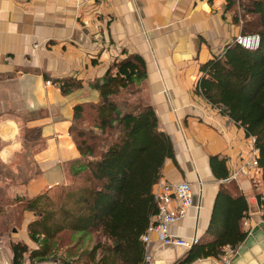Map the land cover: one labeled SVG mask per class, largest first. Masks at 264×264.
<instances>
[{"label":"crops","instance_id":"crops-1","mask_svg":"<svg viewBox=\"0 0 264 264\" xmlns=\"http://www.w3.org/2000/svg\"><path fill=\"white\" fill-rule=\"evenodd\" d=\"M80 2L0 0V113L24 117L25 129L35 134L37 176L25 186L27 197L71 184L72 168L81 160L69 133L74 106L96 103L99 96L92 82L115 59L136 53L145 61L147 76L134 91L115 97L129 107L153 108L159 128L169 134L174 148L160 180L188 181L194 191V205L169 226L170 234L205 237L224 182L210 167V157L216 155L225 159L227 179H233L248 200L244 218L248 226L243 225L248 233L221 257L199 258L190 264H224L225 259L229 264H264V209L255 196H264V181L259 169H240L258 151L243 128L196 90L201 65L222 54L242 32L237 2L99 0L82 8ZM62 78L80 81L81 87L64 93L57 81ZM257 102L264 106V94ZM187 251L160 245L152 234L145 258L149 264H176ZM11 258L10 248L0 247V264H12Z\"/></svg>","mask_w":264,"mask_h":264},{"label":"trees","instance_id":"trees-1","mask_svg":"<svg viewBox=\"0 0 264 264\" xmlns=\"http://www.w3.org/2000/svg\"><path fill=\"white\" fill-rule=\"evenodd\" d=\"M242 16V33H258L260 45L248 50L236 43L200 67L196 90L222 115L253 138L257 164L264 181V0H233ZM230 7V1H228ZM248 16V17H247ZM147 72L136 53L115 59L91 86L98 101L74 106L69 133L81 160L72 168V182L57 196L46 190L16 202L34 218L27 227L31 247L11 240L12 264L54 261L59 264H142L145 245L141 236L157 213L154 186L165 160L173 158L168 133L159 128L149 105L128 107L115 96L132 92ZM62 92L81 87L73 78L57 80ZM216 178L226 180L225 159L210 157ZM264 209V196L256 194ZM249 204L233 179L220 183L205 237L198 240L176 264L199 258H219L234 249L248 231L243 220ZM264 219V213H263ZM68 241L61 243L62 234Z\"/></svg>","mask_w":264,"mask_h":264},{"label":"rangeland","instance_id":"rangeland-1","mask_svg":"<svg viewBox=\"0 0 264 264\" xmlns=\"http://www.w3.org/2000/svg\"><path fill=\"white\" fill-rule=\"evenodd\" d=\"M123 102L122 98H118ZM129 107V106H128ZM8 120L10 123L6 122ZM34 131L24 127L23 119L15 112L0 113V247L6 248L11 240L30 242L27 223L34 218L32 212L23 213L16 202L27 198L24 192L29 181L37 176L34 159ZM60 188L51 194L57 196ZM61 243L68 241L62 234Z\"/></svg>","mask_w":264,"mask_h":264},{"label":"built area","instance_id":"built-area-1","mask_svg":"<svg viewBox=\"0 0 264 264\" xmlns=\"http://www.w3.org/2000/svg\"><path fill=\"white\" fill-rule=\"evenodd\" d=\"M99 0H81L80 7L84 5H95ZM233 42L248 50H255L260 45V35L258 33H239ZM253 139V138H252ZM254 140V139H253ZM257 156L255 155L247 163L240 166L241 171L247 168L258 169ZM239 169V171H240ZM154 194L157 202V213L152 218L146 232L141 236L147 244L151 241V235L155 234L160 245H175L184 248H191L198 242L197 236L191 239L174 236L169 232V226L185 217L187 209L194 205V191L192 184L188 181L167 182L159 180L154 186ZM244 226H248L246 220ZM142 264H149L147 258ZM224 264H229L227 259Z\"/></svg>","mask_w":264,"mask_h":264},{"label":"water","instance_id":"water-1","mask_svg":"<svg viewBox=\"0 0 264 264\" xmlns=\"http://www.w3.org/2000/svg\"><path fill=\"white\" fill-rule=\"evenodd\" d=\"M229 179H226V180H224V181H228Z\"/></svg>","mask_w":264,"mask_h":264}]
</instances>
